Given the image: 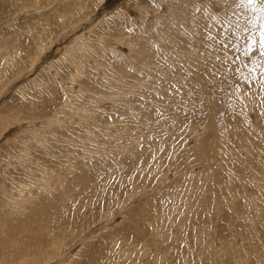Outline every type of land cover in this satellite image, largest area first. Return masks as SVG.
I'll use <instances>...</instances> for the list:
<instances>
[{
  "label": "rangeland",
  "instance_id": "rangeland-1",
  "mask_svg": "<svg viewBox=\"0 0 264 264\" xmlns=\"http://www.w3.org/2000/svg\"><path fill=\"white\" fill-rule=\"evenodd\" d=\"M264 0H0V264H264Z\"/></svg>",
  "mask_w": 264,
  "mask_h": 264
},
{
  "label": "snow or ice",
  "instance_id": "snow-or-ice-1",
  "mask_svg": "<svg viewBox=\"0 0 264 264\" xmlns=\"http://www.w3.org/2000/svg\"><path fill=\"white\" fill-rule=\"evenodd\" d=\"M254 2H255V0H247V3H248L249 5L254 4ZM262 35H264V34H262ZM261 47H264V43L261 44Z\"/></svg>",
  "mask_w": 264,
  "mask_h": 264
}]
</instances>
